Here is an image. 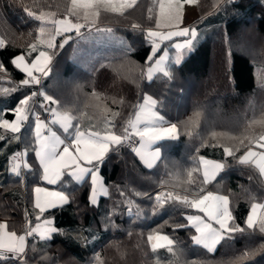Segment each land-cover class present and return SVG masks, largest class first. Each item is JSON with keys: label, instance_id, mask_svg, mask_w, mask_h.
I'll use <instances>...</instances> for the list:
<instances>
[{"label": "trees", "instance_id": "16d2710c", "mask_svg": "<svg viewBox=\"0 0 264 264\" xmlns=\"http://www.w3.org/2000/svg\"><path fill=\"white\" fill-rule=\"evenodd\" d=\"M195 3L198 17L190 28H195L200 39L181 63L172 59L168 62L166 73L171 76L162 71L151 80L146 76L151 51L146 32L156 27L160 0H137L123 14L103 10L97 24L98 28L110 27L125 36L131 48L126 56L127 49L110 51L96 38H81L95 31L85 27L81 35L72 31V39L62 49L58 47L59 36L49 65L51 71L42 76L40 85L21 87L26 73L11 61L38 42L41 26V21L29 17L24 7L59 19L67 16L71 0H0V38L6 41L0 48V63L4 65V71H0L3 119L13 120L12 110L20 99L32 91L44 90L59 101L57 105L48 102V107L61 113L70 111L73 116L87 113L84 120L72 121L74 127L79 123L81 130L103 134L106 121L113 120L119 135L133 121L136 105L145 95H151L157 101L156 110L180 129L178 139L154 144L161 154L152 168L133 148L125 144L112 146L115 150L110 148L99 167L108 194H101L93 206L89 203L90 175L77 182L65 173L56 184L42 177V168L32 151L37 146L32 114L36 110L48 119L51 112L44 111L43 97L30 102L29 117L19 133L0 128V136L4 137L0 139V213L9 215L7 229L24 234L29 226L50 218L61 230L50 240L40 239L37 233L27 237L28 244L37 250L26 249L28 264H96L94 257L103 264H227L242 252L264 246V234L258 228L247 229L245 223L251 206L264 204V177L253 163L238 162L249 148L261 149L248 137L264 133V0H235L219 10L218 0ZM132 24L141 25L144 31L133 30ZM38 52L25 55L26 61ZM213 132L217 137H212ZM231 137L242 139L244 146ZM225 148L233 150L236 158L227 155ZM22 150H26L30 167L21 165V175L17 176L10 168L16 163L14 154ZM202 156L225 165L215 179L202 184L204 193L228 196L236 224L246 229L243 236L236 234L231 240L225 237L215 252L192 240L195 228L187 215L198 210L179 201L165 200L161 204L155 200L157 194L165 192L195 198L196 184L203 181V173L192 171L191 179L196 184H189L188 172L201 169ZM36 186L64 192L68 203L41 215L34 207ZM155 233L172 239V252H168L169 246L153 251L148 236ZM242 264H264V251Z\"/></svg>", "mask_w": 264, "mask_h": 264}, {"label": "snow or ice", "instance_id": "6c2138e0", "mask_svg": "<svg viewBox=\"0 0 264 264\" xmlns=\"http://www.w3.org/2000/svg\"><path fill=\"white\" fill-rule=\"evenodd\" d=\"M185 2L191 3L192 0H185ZM233 2H235V0H218L217 10L224 4ZM136 3L137 0H119L118 4L115 0H71V7L67 9V16L64 19L52 21L45 20V14L36 15L34 11L29 10L28 7H24V11L29 17H34L44 25L51 23L53 30L48 31L45 26H41L39 28L40 36L37 38L38 43L30 44L28 51L24 55H18L11 61L16 68L26 73L27 78L21 81V87L40 85L42 83V76L48 75L51 71L48 65H50L53 56L56 54L54 51V49L57 48V44L55 43L56 36L63 37L62 42L58 45V47L62 49L72 39L71 35H65V33H70L74 30L77 35H81V29L85 27L95 28L99 31L100 29L97 24L101 15V10H110L123 14L125 10L133 8ZM181 7V0H174V6L172 0H169L167 6L163 0H161L159 4V17L156 20V28H164L167 29V31L147 29L146 34L149 38L148 42L151 45V51L147 56L149 65L155 64L158 68L168 55L167 51H165L164 55L156 59L157 53L160 51L157 40H172L173 37H190L189 39H185L182 44L176 43L174 45V47L179 50L177 52L176 64L181 63L184 49H192L193 42L197 39V32L195 28L190 29L189 27L180 26L182 23ZM151 11L152 10L149 9V12ZM68 17H76V22L73 23ZM131 28L133 30L144 31L139 24H132ZM107 30L111 31V29ZM5 43L6 41L0 38V48H3ZM41 46L46 47L47 51L39 50ZM37 51H39V54L36 56L35 60L29 64L25 59V55L31 56L33 52ZM130 51L131 48L129 46L125 51V56ZM155 70L157 69L151 66L147 68V78L149 80L152 79ZM0 71H4L3 63H0ZM34 73H40V75H35ZM165 75L171 76V73H165ZM38 96L43 97V99L50 104H59V101L54 100L52 96L46 95L43 92L32 91L31 95L20 99L17 106L12 110L16 117L14 121L3 119L2 116H0V128L5 131H10L13 134L19 133L23 126V122L28 119L27 113L31 111L30 102H33L34 98ZM93 97H96L95 93H93ZM144 100V104L136 105L138 112L136 113L135 122L129 121L128 126L121 129V134L118 135L116 131H114V121L107 120V126L102 130L103 134H101L100 131L88 132L86 139L84 138L85 133L80 131L79 123H77L75 127L72 124L73 120H77L78 122L84 120L87 116L86 112H81L80 115L73 116L70 111L58 113L56 108H50L44 105V111H50L53 117H55L51 123H60L64 132H69V129L73 128L74 131L71 133V144L65 145L63 150L60 151V145H64L65 141L60 139L48 125L41 121L39 115L36 116L35 138L37 147L33 148L32 151L35 152V156L38 158L39 165L42 168L43 179L50 184H56L62 179L65 173L74 177L78 182L83 180L85 176L90 175L92 189L89 203L95 206L97 204L96 185L100 180L98 175L100 165L103 164L110 148H112L113 151L115 150L112 146H122L128 143L132 135L137 136L140 141V148H133V151L140 155L141 159L146 160L148 168H152V161L160 159V148L157 147L154 151L150 152L148 158L142 154L141 150L150 148L151 145L157 141L178 139L180 129L176 123L166 121L164 117L155 110L157 105L156 100L150 96H145ZM108 114L119 116V113L109 112ZM261 123L264 124V121ZM141 125L143 126L141 127ZM45 131L49 133L47 136L44 135ZM211 135L215 138L218 134L213 132ZM3 138L4 137L0 136V139ZM231 139L238 140L240 146H244V141L239 137H231ZM248 139L250 142H257L259 147L264 149V133L259 136L251 135ZM70 148L72 151H70ZM236 150L238 151L239 148ZM224 151L227 155L232 156L233 159L236 158L233 150L225 148ZM24 154L25 153H17V157ZM238 162L240 164L255 163L259 167L261 174H264V151L257 153L249 148L244 155L239 157ZM199 163L203 165V181H201L200 184H196V181L191 179V175L192 171L199 172L201 169L196 168L188 172L189 184H196L197 191L195 198L189 199L188 195L174 196L172 192H165L157 194L155 200L161 204L165 200L179 201L182 205L199 208L201 211L205 212L208 220L214 221L217 227H213L212 223L207 222L203 217L189 216L187 219L195 222L193 226L198 233V235L192 237V240L196 245H202L209 252H215L216 246L220 244L225 237L231 240L236 234L243 236L246 229L236 224L235 217L232 215V211L229 208L228 196L215 194L210 191L204 193L202 187V184H206L212 179H215L217 173L222 171L225 165L214 161H206L202 157L199 158ZM85 164L88 166L85 167ZM10 171L17 176L21 175L19 165H14ZM34 192L36 193L34 207L39 210L41 215L48 209L61 207L68 203L69 198L62 191L49 192L47 189L36 187ZM102 192L104 195L108 194L106 189H102ZM41 193H46L43 200L40 196ZM258 208L261 210L260 214L257 213ZM37 219H39V217H37ZM245 223L247 229L258 228L259 233L264 234V204H253ZM51 224L52 221L50 219L44 221V232L40 231V224H36L35 227L29 226L25 230L24 235L20 236H18L15 231H6V224H0V264H28V260L25 258L27 256L26 249L30 248L32 252H36L37 250L34 246L28 244L26 238L33 236L34 233H39L40 239L50 240L53 233L61 231L55 227H51ZM45 232L47 235L44 234ZM148 240L152 242L153 251L161 246L159 243L161 240H166L168 242V252L173 251L172 247H170L173 241L167 236H161L159 233H155L149 235ZM258 251H264V246L250 252H242L235 261H229L227 264H242L244 260L254 256ZM94 260H96V264H103V261L99 260L98 257H94ZM157 264H159V262H157Z\"/></svg>", "mask_w": 264, "mask_h": 264}, {"label": "rangeland", "instance_id": "374dc122", "mask_svg": "<svg viewBox=\"0 0 264 264\" xmlns=\"http://www.w3.org/2000/svg\"><path fill=\"white\" fill-rule=\"evenodd\" d=\"M115 2L118 4L119 3V0H115ZM160 2H161V0H160ZM163 2L165 3V5L167 6V4L169 3V0H163ZM172 2H173V6H174V0H172ZM181 3H182V7H181V16H182V23L180 24V26L181 27H189V25H191L193 22H194V20H196V18L198 17V9H197V6H196V3H195V0H192V2L191 3H188V2H185V0H181ZM70 7H71V5H70ZM103 10H101V12H102ZM108 11H110V10H108ZM113 12H115V11H113ZM36 15H41L40 13L38 14H36ZM158 17H159V11H158ZM158 17H157V19H158ZM69 19H71L72 21H73V23H75L76 22V17H68ZM61 19H64V18H59V19H52V18H50V16H48V14H45V20H47V21H52V20H61ZM81 22H83V21H81ZM189 24V25H185V24ZM41 26H45L46 27V29L48 30V31H52L53 29H52V25H51V23H48V24H46V25H44V24H42V22H41ZM40 26V27H41ZM190 28V27H189ZM84 29V28H83ZM83 29H81V32L83 31ZM87 29H92V28H87ZM95 31L94 32H87V33H85V34H82V36H81V38H88V39H90L91 37H93V38H96V40L97 41H99V43H102V44H106L107 45V48L110 50V51H120V49H128V47H129V44H128V42H127V40H126V38H125V36L122 34V33H119V32H117V31H114V30H112L110 27H106V26H99V31H97L95 28H93ZM107 29H111V31H108ZM191 29V28H190ZM152 30H159V31H167V29H164V28H161V29H157L156 27L154 28V29H152ZM74 31V30H73ZM197 32V31H196ZM71 33V32H70ZM70 33H66L65 35H71ZM83 33V32H82ZM39 36H40V33H39ZM58 38H59V36H56V38H55V43L57 44V40H58ZM190 37H179V38H177L176 40H168V41H166V40H157V43L159 44V47L161 48L162 46H163V43L165 42V45L163 46V49H162V51L160 52V53H158L157 54V56H156V59H158L160 56H162V55H164V52L165 51H167V53H168V55H167V58L165 59V61L161 64V65H159L158 66V68H157V66L155 65V64H151V65H148L147 66V68L149 67V66H151V67H153L154 69H157V70H155L154 72H153V76H154V74L157 72V71H162V72H168V62L172 59L173 61H176V59H177V52L179 51L178 49H176L175 47H174V45L176 44L175 43V41H177V40H179V42L178 43H183L184 42V40L185 39H189ZM62 39H63V37L60 39L61 41H60V43L62 42ZM154 39V38H153ZM199 39H200V35L198 34V32H197V39L193 42V46L199 41ZM38 43V42H37ZM41 47H43V46H41ZM240 47H242V46H240ZM40 50H44V51H47V49L46 48H42V49H40ZM190 50H187V49H184L183 50V56H182V58H181V60L188 54V52H189ZM39 54V52L32 58V59H30V61L28 62L29 64H31L32 63V61L33 60H35V58H36V56ZM51 54V53H50ZM48 67H49V65H48ZM147 70V69H146ZM36 74H40V73H36ZM146 76H147V71H146ZM4 88V87H3ZM2 89V86H1V84H0V90ZM41 92H43V93H45V91L44 90H42ZM46 94V93H45ZM145 96H150V97H152L151 95H145ZM153 98V97H152ZM154 99V98H153ZM44 105H47V103H48V101H45L44 100ZM145 103V100L143 99L142 100V102L140 103V104H144ZM156 110V109H155ZM157 111V110H156ZM58 113H61V112H59V111H57ZM35 111L33 112V114H32V116H35ZM160 114V113H159ZM27 115H28V117H29V113H27ZM161 115V114H160ZM162 116V115H161ZM16 119V117H14V119L13 120H11V121H14ZM53 119H55V117H52L50 120H48V119H46V118H43V117H40V120L41 121H43L46 125H48L50 128H51V130L53 131V132H55L56 133V135L57 136H59L60 137V139H62V140H64L65 141V144L64 145H60V149L61 148H63L65 145H67L66 144V141H70L71 142V134L70 133H72L73 131H71V132H67L66 134H60L59 133V131L58 130H56V126L57 127H60L61 129H62V131L64 132V130H63V127H62V125L60 124V123H56V124H53V123H51V121L53 120ZM165 119V118H164ZM166 120V119H165ZM34 132H35V124H36V119L34 118ZM167 121V120H166ZM169 122V121H168ZM171 123V122H170ZM143 125H141V127H142ZM164 126H167V125H164ZM22 128V127H21ZM82 132V131H81ZM49 133L47 132V131H45L44 132V135L45 136H47ZM66 136L67 137V139H64V137L63 136ZM87 136V135H86ZM37 147V146H36ZM21 153H25L24 155H22V157H23V162L22 163H15L14 165H19V167L21 166V165H23V166H25V167H27V166H29V163L27 162V154H26V150H22L21 151ZM201 158V157H200ZM202 158L204 159V160H206V161H214V162H218V163H221V164H223V162H221V161H219V160H215V159H210V158H207V157H204V156H202ZM200 167H201V170L203 169V165L202 164H200ZM202 173H203V171H202ZM219 173V172H218ZM217 173V174H218ZM42 177H43V172H42ZM216 177V176H215ZM82 181V180H81ZM50 189H53V188H50ZM102 189H106L107 190V187H106V185H105V183H104V181H103V179L100 177V180H99V187H98V191H99V193L100 194H103V192H102ZM54 190H56V191H60V190H58V189H54ZM108 193V192H107ZM215 194H219V193H215ZM219 195H224V194H219ZM45 197V196H44ZM44 197H41V199L43 200L44 199ZM256 204V203H255ZM257 205H259V204H257ZM194 208V207H193ZM195 210H198L197 212H193V213H189L188 215H187V218L189 217V216H200V217H203L207 222H209V223H212V225H213V227H217V225L215 224V222L214 221H211V220H208V218H207V214L205 213V212H203V211H201V209H199V208H194ZM259 211H260V209L258 208L257 209V213L259 214ZM250 214V213H249ZM9 218V215L8 214H5V213H0V224H5V221L7 220ZM50 219V218H49ZM48 218H45V219H42V220H40V221H38L37 222V224H40L41 225V232H44V228H45V225H44V221L45 220H49ZM51 220V219H50ZM188 222H189V224L190 225H194V221H189L188 220ZM36 225H34L33 227H35ZM51 227H54V225L53 224H51ZM194 227V226H193ZM195 228V227H194ZM7 229V228H6ZM7 231H8V229H7ZM38 235H39V237H40V234L39 233H37ZM45 235H47V233L45 232L44 233ZM18 236H20V235H24V234H17ZM53 235V234H52ZM51 235V236H52ZM159 235H161V236H167V235H164V234H161V233H159ZM195 235H198V233H197V231H196V228H195V233H194V235L193 236H195ZM168 237V236H167ZM170 240H172L170 237H168ZM151 243V246H152V242H150ZM160 247H162V246H169L168 245V242L166 241V240H161L160 242ZM200 246H202V245H200ZM203 247V246H202ZM217 247V246H216ZM159 248V247H158ZM159 264H163L162 262H159Z\"/></svg>", "mask_w": 264, "mask_h": 264}, {"label": "crops", "instance_id": "0c3cea01", "mask_svg": "<svg viewBox=\"0 0 264 264\" xmlns=\"http://www.w3.org/2000/svg\"><path fill=\"white\" fill-rule=\"evenodd\" d=\"M185 25H189L188 23L187 24H185ZM189 27H190V25H189ZM179 42V40H177V41H175V43H178ZM48 104V103H47ZM137 112H138V110H137ZM35 116H33L35 119H36V116L37 115H39V118L40 117H42V115L39 113V112H37L36 110H35ZM53 117V116H52ZM135 120H136V114H135V116H134V118H133V121L132 122H135ZM56 130H58L59 131V133L60 134H66L67 132H63L62 131V129L60 128V127H57L56 126ZM71 131H74V130H72V129H69V132H71ZM80 131H82V132H84L85 133V139L87 138V134H88V132H92V131H90V130H81L80 129ZM68 132V133H69ZM71 134V133H70ZM64 137V139H67V137L64 135L63 136ZM72 142V141H71ZM71 142L68 140V141H66V144H71ZM155 144V143H154ZM154 144H152L151 145V147L150 148H145V149H142L141 151H142V154L146 157V158H148L149 157V154H150V152H152V151H154L155 150V148H157V147H155L154 146ZM81 146H83V145H81ZM135 148H140V141L138 142V144H137V146L135 147ZM63 150V148H61L60 149V151H62ZM251 150L252 151H255V152H257V153H259V152H261V151H264V149H256V148H251ZM70 151H72V149L70 148ZM137 154V153H136ZM245 154V153H244ZM243 154V155H244ZM138 155V154H137ZM138 157L141 159V156L140 155H138ZM38 159V158H37ZM253 159H256V158H253ZM142 161H143V163L144 164H146L147 165V163H146V160L145 159H141ZM153 162V164L156 162V160H153L152 161ZM257 168H258V170H259V167L255 164V163H253ZM85 167H87L88 165L87 164H85L84 165ZM69 171H71V170H69ZM259 172H260V170H259ZM261 173V172H260ZM98 175H99V177H100V174L98 173ZM263 177H264V174H261ZM72 177V176H71ZM74 178V177H73ZM86 178V176L83 178V180ZM74 180L75 181H77L75 178H74ZM82 180V181H83ZM82 181H79V182H82ZM90 181H91V179H90ZM47 182V181H46ZM78 182V181H77ZM36 187H41V188H44V189H47L49 192H54V191H56V190H54V188L53 189H50L49 187H45V186H36ZM35 187V188H36ZM98 187H99V181H98V184L96 185V188H97V199H98V197L101 195L100 193H99V191H98ZM34 196H35V199H36V193L34 192ZM40 196L41 197H44V196H46V193H41L40 194ZM90 196H91V194H90ZM5 224H6V221H5ZM6 231H7V229H6ZM9 231V230H8ZM9 232H11V231H9ZM27 239V238H26Z\"/></svg>", "mask_w": 264, "mask_h": 264}, {"label": "built area", "instance_id": "2783aa9c", "mask_svg": "<svg viewBox=\"0 0 264 264\" xmlns=\"http://www.w3.org/2000/svg\"><path fill=\"white\" fill-rule=\"evenodd\" d=\"M42 90H40V92H41ZM35 111V110H34ZM52 113H50L48 116H47V118H48V120H50L51 118H52ZM131 131V130H130ZM138 141H139V138L137 137V136H135V135H132L131 136V138H130V140L128 141V143H125V145H127V146H129V147H131V148H135L136 146H137V144H138ZM18 153H21V152H18ZM13 158H14V160H15V162H17V163H22L23 162V157H22V155L21 156H19V157H17V153L16 154H14V156H13ZM13 166H11V168H12ZM10 168V169H11Z\"/></svg>", "mask_w": 264, "mask_h": 264}]
</instances>
